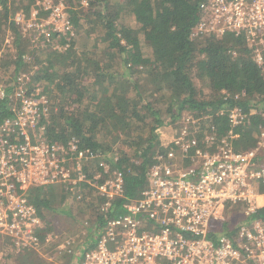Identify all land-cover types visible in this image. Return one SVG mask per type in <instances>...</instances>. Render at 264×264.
Returning a JSON list of instances; mask_svg holds the SVG:
<instances>
[{"label":"built area","instance_id":"1","mask_svg":"<svg viewBox=\"0 0 264 264\" xmlns=\"http://www.w3.org/2000/svg\"><path fill=\"white\" fill-rule=\"evenodd\" d=\"M42 10L47 14L41 15ZM11 19L24 36L34 32L31 43L41 39L51 48L61 47L54 32L71 27L66 0H35L29 14L16 11ZM226 33L242 34L252 61L264 71V0L202 1L191 35ZM27 81L26 72L17 78L14 116L0 124V264L13 254L48 245L71 251L66 246L75 238L45 230L26 191L35 185L73 188L82 182L105 198L100 212L112 211L116 199L123 202L120 214L105 219L77 264H264V102L248 111L237 102L216 110V117L225 118L223 133L213 122L205 125L202 117L187 112L158 129L160 143L146 171L147 185L130 199L124 195L121 169L100 159L99 173L106 176L89 179L85 167L98 156L93 150L81 148L75 137L47 140L48 99L39 88L26 94ZM5 85L0 84V99ZM221 91L225 99L242 97ZM250 115L257 116L261 127L254 145L236 148V129ZM235 210L244 221L226 225Z\"/></svg>","mask_w":264,"mask_h":264},{"label":"trees","instance_id":"2","mask_svg":"<svg viewBox=\"0 0 264 264\" xmlns=\"http://www.w3.org/2000/svg\"><path fill=\"white\" fill-rule=\"evenodd\" d=\"M22 1L0 0V49L5 32L10 30L12 34L0 59L6 68L12 63L10 78L3 79L6 94L0 99V124L14 116L11 105L16 103L17 78L33 70L23 84L26 94L39 88L48 99L47 140L75 137L81 148L93 150L98 156L85 167L89 179L102 180L106 176L99 173L100 159L121 169L127 198L138 197L147 185L146 171L154 162L160 143L158 129L163 125L174 118L179 120L186 112L195 113L202 117L200 122H213L223 133L225 118L216 117V110L237 102L248 111L252 104L264 102V71L252 61L242 34L191 35L199 5L205 0H86V5L81 0H66L71 27L58 35L54 32L61 47L38 46L41 50L29 49V39L11 19L12 8L31 12L35 0ZM40 14L46 15L47 11ZM79 39L84 43L79 45ZM37 49L43 53L44 62L35 61V67L31 63L26 68L28 55ZM141 76L148 80L142 86ZM222 89L240 92L242 97L238 101L225 99ZM53 105L59 108L51 112ZM258 124L257 116L250 115L236 129V148L249 147ZM138 130L148 135L138 134ZM52 185H59L61 190L58 202L67 200V214L76 221L82 215L87 226L84 242H72L68 247L69 264H77L83 248L101 232L105 219L120 214L123 198L112 201L113 210L106 213L99 211L105 198L88 182L73 188L60 183L31 186L27 189L28 199L49 231L45 210L56 209L51 204L53 190L57 191ZM63 234L59 235L65 237ZM49 247L61 256L55 245L44 248ZM42 251L13 254L6 263L37 264L35 259L40 261Z\"/></svg>","mask_w":264,"mask_h":264},{"label":"rangeland","instance_id":"3","mask_svg":"<svg viewBox=\"0 0 264 264\" xmlns=\"http://www.w3.org/2000/svg\"><path fill=\"white\" fill-rule=\"evenodd\" d=\"M85 1L86 0H81V4L86 5ZM17 2L20 3V4L23 3L22 0H17ZM15 10H16L15 8L10 9L9 13H10L11 17H12V14L14 12L21 11V10H16V11ZM90 24L92 26L97 27V25H94L93 23H90ZM9 31L10 30H7L5 32V34H4V36H2L4 38V40L2 42V47L0 49V59L2 58V56L5 53L4 50H5L6 44H8V42H10L11 39H12V36H11L12 34L9 33ZM24 33H26L25 30H24ZM25 37L29 39V44H28L29 49H33L35 47L39 48L38 46L44 47V45H45V43L44 44L41 43V39L36 44L35 43H31L32 42L31 39L34 37V32H32V31L26 33ZM80 40L81 39H79V45L84 43L82 40L81 41ZM47 42L50 45L51 41H47ZM47 42H46V44H47ZM56 44L52 43V45H56ZM58 44H60V43H58ZM33 54H34L35 58H33ZM42 54L43 53L41 51H38V49L37 50H33V53L28 55V61H27L26 68L29 67L30 66L29 64H31V63H33V65L31 67H35L36 66L35 65V61H39L40 60V62H44ZM32 58L34 59V61L32 60ZM7 63H9V62H7ZM3 64H4L3 60H0V84L3 83V79L10 78L11 69H12L11 68V64L12 63H10V65H7L8 66L7 68H6V65L4 66ZM31 71H33V70L28 69L26 73L29 75V73H31ZM194 80H195L196 84H198V80L196 78H194ZM7 82H9V81H7ZM146 82L148 83L147 78L142 77V76L139 78L140 86L147 84ZM3 84H5V83H3ZM119 88H120V91L124 90V87H123V89L121 87H119ZM126 89H127V85H126ZM51 102H52V99H51ZM58 108H59L58 105H53V107H51V112H52V110H54V111L58 110ZM165 115H166V113L164 112L162 114V116H165ZM166 117H170V115H167ZM174 119L175 120H173L172 122H168V123H173L174 124V123H176L178 121L176 118H174ZM168 123L166 125H163L160 129L162 130L163 127L168 125ZM260 128L261 127L258 124L256 131L258 132V130ZM137 133L141 134V135H144V136L148 135L146 132H143L141 130H138ZM159 135H160V133H159ZM119 140H121V139H119ZM118 141H116L114 144H117ZM254 141H255V136H254ZM254 141H252L250 144H248V146L249 147L253 146L254 145ZM113 147H116V145H114ZM123 147H124V145H123ZM127 150H130V149H127ZM132 160H135V158H132ZM263 162H264V159H263ZM52 186L54 187V189L57 190V191L53 190L54 194L51 195V204H53V206H55L54 208H56V209L52 208L53 211H51V209H49L47 211L45 210L46 221L49 223L50 229L53 232H56V233H59V234L65 233L63 235L67 239L75 238V241H73V243L74 244H78L80 241L84 240L87 237V233H88L87 226H85L83 224V222H82L83 221L82 220L83 216L82 215L78 216L77 217L78 221H76L74 217H72L69 214H67L68 210H69V206H68L67 200L62 198V199H60L61 203L58 202V194L61 191L57 187L59 185H52ZM26 194H27V197H28V192L27 191H26ZM71 209H73V211L76 210V208H74V206L73 207L71 206ZM232 219L233 220H229V218L226 217V220H225L226 225H232L234 223V226L237 227L240 223H242L244 221L245 216L242 214L241 211L235 210L234 216L232 217ZM91 225H92V223L89 226H91ZM211 229L217 231L219 229V227L218 226H212ZM66 247L68 248L69 245H67ZM42 250H43L42 251V256H41L42 258L40 257V261H38V259H35L37 264H69L68 261H69L70 254H69V252H68V250L66 248L60 250V255L61 256H56V255H58V252L56 250H53L52 247L44 248ZM4 264H17V261L16 262L15 261H8L7 263L5 261Z\"/></svg>","mask_w":264,"mask_h":264}]
</instances>
